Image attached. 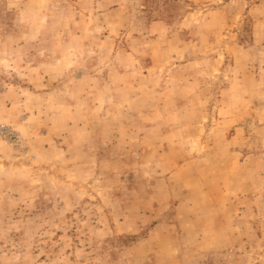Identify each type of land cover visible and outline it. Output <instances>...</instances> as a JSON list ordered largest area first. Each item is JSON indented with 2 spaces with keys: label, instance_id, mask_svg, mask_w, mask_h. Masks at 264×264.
<instances>
[{
  "label": "rangeland",
  "instance_id": "1",
  "mask_svg": "<svg viewBox=\"0 0 264 264\" xmlns=\"http://www.w3.org/2000/svg\"><path fill=\"white\" fill-rule=\"evenodd\" d=\"M0 264H264V0H0Z\"/></svg>",
  "mask_w": 264,
  "mask_h": 264
}]
</instances>
